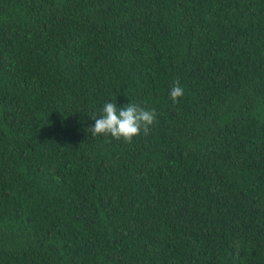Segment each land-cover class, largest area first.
<instances>
[{"label": "trees", "instance_id": "16d2710c", "mask_svg": "<svg viewBox=\"0 0 264 264\" xmlns=\"http://www.w3.org/2000/svg\"><path fill=\"white\" fill-rule=\"evenodd\" d=\"M0 264H264V0H0Z\"/></svg>", "mask_w": 264, "mask_h": 264}, {"label": "clouds", "instance_id": "9594fccd", "mask_svg": "<svg viewBox=\"0 0 264 264\" xmlns=\"http://www.w3.org/2000/svg\"><path fill=\"white\" fill-rule=\"evenodd\" d=\"M184 95V89L176 80L169 91L170 99L177 103ZM94 126L88 131L93 137L97 135H110L113 139L130 143L132 139L141 133L148 135L151 126L156 122L154 108H146L140 104L129 103L123 108H118L115 102H106L99 118L92 117Z\"/></svg>", "mask_w": 264, "mask_h": 264}]
</instances>
